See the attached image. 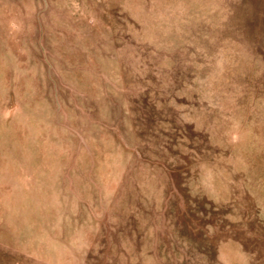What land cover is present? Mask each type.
<instances>
[{"label":"rangeland","instance_id":"rangeland-1","mask_svg":"<svg viewBox=\"0 0 264 264\" xmlns=\"http://www.w3.org/2000/svg\"><path fill=\"white\" fill-rule=\"evenodd\" d=\"M0 264H264V0H0Z\"/></svg>","mask_w":264,"mask_h":264}]
</instances>
